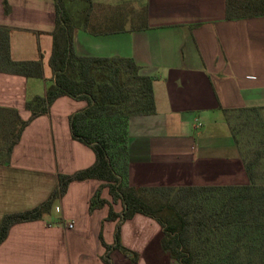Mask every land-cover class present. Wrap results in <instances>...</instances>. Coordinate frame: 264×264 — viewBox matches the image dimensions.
Wrapping results in <instances>:
<instances>
[{"label":"crops","instance_id":"obj_1","mask_svg":"<svg viewBox=\"0 0 264 264\" xmlns=\"http://www.w3.org/2000/svg\"><path fill=\"white\" fill-rule=\"evenodd\" d=\"M125 5L126 27L140 26L148 8L149 30L112 35L76 32L82 56L133 58L141 74L154 78L157 112L130 121V184L133 187L248 185L249 177L223 110H255L252 123L264 127V17L228 21L226 0H103ZM0 0V27L11 29L15 61H41L43 79L0 73V107L29 120L28 98L44 97L52 78L49 60L56 11L53 0ZM112 13L96 12L92 24H111ZM133 18V20H132ZM86 102L61 97L50 113L34 120L0 166V226L4 216L32 210L57 189L60 175L93 166L94 152L72 138L69 118ZM216 180V182L214 181ZM225 180V183H222ZM103 185L73 182L43 220L15 225L0 245V264H105L117 222L109 207L90 213ZM102 198L112 202L108 188ZM123 207L114 205L118 213ZM73 223L74 228L69 229ZM162 228L136 215L121 228L122 244L137 263L118 251L113 264H172L161 248Z\"/></svg>","mask_w":264,"mask_h":264},{"label":"trees","instance_id":"obj_2","mask_svg":"<svg viewBox=\"0 0 264 264\" xmlns=\"http://www.w3.org/2000/svg\"><path fill=\"white\" fill-rule=\"evenodd\" d=\"M103 0H53L56 11L49 60L52 78L44 97L28 98L31 113L25 121L16 109L0 107V166L12 161L14 148L25 129L48 115L61 97L83 101L87 106L70 116L72 138L96 156L93 166L72 175H60L57 189L38 207L4 216L0 245L12 227L43 220L73 182L98 180L103 185L90 200L89 211L109 207L106 221L117 222L114 243L105 248L102 260L113 264L120 252L137 263L139 255L121 240L122 225L136 215L155 220L162 228V250L172 264H264V127L252 123L255 110H223L239 148L248 185L133 187L130 184V121L156 114L154 78L141 74L133 58L82 56L76 50V32L112 35L149 30L148 8L137 16L140 26L127 28L126 6H106ZM5 13L11 9L4 0ZM96 12L112 13L111 24H92ZM264 17V0H226V19L241 21ZM133 20V18H132ZM0 73L43 79L41 61H15L11 55V29L0 27ZM108 188L112 202L102 198ZM121 204L120 213L114 205Z\"/></svg>","mask_w":264,"mask_h":264},{"label":"built area","instance_id":"obj_3","mask_svg":"<svg viewBox=\"0 0 264 264\" xmlns=\"http://www.w3.org/2000/svg\"><path fill=\"white\" fill-rule=\"evenodd\" d=\"M68 228L69 229H73L74 228V224L73 223L69 224Z\"/></svg>","mask_w":264,"mask_h":264},{"label":"rangeland","instance_id":"obj_4","mask_svg":"<svg viewBox=\"0 0 264 264\" xmlns=\"http://www.w3.org/2000/svg\"><path fill=\"white\" fill-rule=\"evenodd\" d=\"M216 182V180H214ZM223 182L222 183H225V180H222Z\"/></svg>","mask_w":264,"mask_h":264}]
</instances>
